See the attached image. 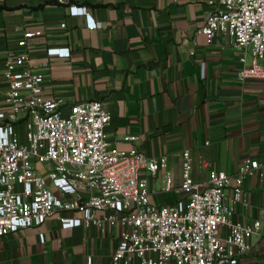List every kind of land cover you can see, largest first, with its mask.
Masks as SVG:
<instances>
[{
  "label": "crops",
  "instance_id": "1",
  "mask_svg": "<svg viewBox=\"0 0 264 264\" xmlns=\"http://www.w3.org/2000/svg\"><path fill=\"white\" fill-rule=\"evenodd\" d=\"M213 2L0 0V69L23 50L18 40L25 31L41 30L27 47L44 75L41 94L58 98L63 112L77 102L102 101L111 113L110 140L136 145L150 158L168 157L166 168L146 178L154 202L172 201L183 196L177 188L187 149L198 181L211 168L233 175L247 157L264 163V77L241 78L244 65L229 39L217 35L210 42L198 30ZM72 4L87 6L102 26L87 27ZM49 47H69L70 55L49 54ZM0 86L6 89L2 78ZM128 134L139 139L131 142ZM244 189L231 220L251 224L264 218V180L248 176ZM226 192L229 201L232 190ZM119 240L117 227L64 228L55 215L1 236L0 264H86L88 256L92 264H113ZM253 240L254 250L238 264H264V229Z\"/></svg>",
  "mask_w": 264,
  "mask_h": 264
},
{
  "label": "built area",
  "instance_id": "2",
  "mask_svg": "<svg viewBox=\"0 0 264 264\" xmlns=\"http://www.w3.org/2000/svg\"><path fill=\"white\" fill-rule=\"evenodd\" d=\"M71 13L84 15L89 28L102 26L87 6L72 4ZM198 30L210 42L217 35L229 39L244 65L241 78L264 77V0H214ZM40 34L25 31L18 40L23 50L0 69L6 85L0 86V237L57 215L64 228H119L113 264H238L251 253L264 218L243 224L231 215L244 199L246 177L264 180V163L247 157L233 175L211 168L198 181L187 149L177 188L183 196L154 202L146 175L166 168L168 157L150 158L136 145L123 148L110 140L111 113L100 100L77 102L63 112L58 98L44 97V75L27 49ZM48 53L68 56L70 48L49 47ZM126 139L136 142L139 136ZM172 187L168 174L166 189ZM92 262L88 256L86 264Z\"/></svg>",
  "mask_w": 264,
  "mask_h": 264
}]
</instances>
